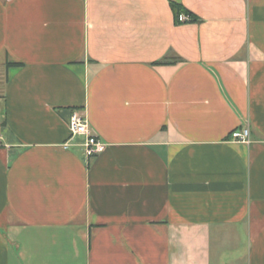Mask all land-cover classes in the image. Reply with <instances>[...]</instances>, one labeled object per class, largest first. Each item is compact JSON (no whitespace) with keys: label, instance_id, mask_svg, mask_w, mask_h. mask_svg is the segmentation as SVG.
Returning a JSON list of instances; mask_svg holds the SVG:
<instances>
[{"label":"crops","instance_id":"obj_1","mask_svg":"<svg viewBox=\"0 0 264 264\" xmlns=\"http://www.w3.org/2000/svg\"><path fill=\"white\" fill-rule=\"evenodd\" d=\"M0 264H264V0H0Z\"/></svg>","mask_w":264,"mask_h":264},{"label":"built area","instance_id":"obj_2","mask_svg":"<svg viewBox=\"0 0 264 264\" xmlns=\"http://www.w3.org/2000/svg\"><path fill=\"white\" fill-rule=\"evenodd\" d=\"M188 21H190L189 16L185 14L179 16L180 23H186ZM68 126L71 138L84 137L82 146L88 159H92L105 151L107 145L92 133L87 115L82 110L72 111ZM231 140L241 144H251V131L249 126L234 130L231 133Z\"/></svg>","mask_w":264,"mask_h":264},{"label":"trees","instance_id":"obj_3","mask_svg":"<svg viewBox=\"0 0 264 264\" xmlns=\"http://www.w3.org/2000/svg\"><path fill=\"white\" fill-rule=\"evenodd\" d=\"M170 5H171V8L173 10L174 17L176 19V23L177 24H181L179 22V16L181 14H185V15L189 16L190 17V22H197L198 21V18L192 12L187 10L183 5H181L179 3H176V2H173V1L170 3ZM167 63L168 62H157L155 64L156 65H161V64H167ZM8 66H17V67H19V66H22V64L9 62Z\"/></svg>","mask_w":264,"mask_h":264}]
</instances>
